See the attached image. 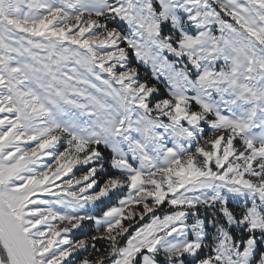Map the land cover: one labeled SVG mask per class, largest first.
I'll use <instances>...</instances> for the list:
<instances>
[{
  "label": "snow or ice",
  "instance_id": "6c2138e0",
  "mask_svg": "<svg viewBox=\"0 0 264 264\" xmlns=\"http://www.w3.org/2000/svg\"><path fill=\"white\" fill-rule=\"evenodd\" d=\"M0 114V264H264V0H0Z\"/></svg>",
  "mask_w": 264,
  "mask_h": 264
},
{
  "label": "rangeland",
  "instance_id": "374dc122",
  "mask_svg": "<svg viewBox=\"0 0 264 264\" xmlns=\"http://www.w3.org/2000/svg\"><path fill=\"white\" fill-rule=\"evenodd\" d=\"M227 19H229V21L231 22L230 18H227ZM113 26H118V25H113ZM41 55H43V53H41ZM133 62H135V61L133 60ZM69 67H71V66H69ZM140 74H141L142 78H144L146 76H150V69L148 70V72H145V69L141 66ZM0 115H2V114H0ZM237 143H238V141H237ZM61 145H62V142H61ZM28 146H32V142H28ZM59 150H63V147L61 146L59 148ZM42 162L43 163H52V159L50 157H43ZM53 167H55L54 164H53ZM86 170L87 169L85 167L79 166V165L73 169L76 176H80ZM110 203H115V197H113V199H112V201H110ZM230 204H231V201H230ZM163 207L165 210H167V208H168L167 205H164ZM94 214H99V210L97 211V213H94ZM158 214L163 215V212H160ZM144 222L147 223L148 221L145 220ZM95 231H96V228H95V222L94 221H83L82 225L79 228L73 230V232L70 234V238H72L73 240H77V239H81L84 237H90V236L95 234ZM100 245H96L97 248H101L104 245V242L101 241ZM91 252H92L91 247H89L88 251L80 250L78 253L74 254L75 260H78L84 256H87ZM159 259H161V261H162V257ZM74 264H75V262H74Z\"/></svg>",
  "mask_w": 264,
  "mask_h": 264
},
{
  "label": "trees",
  "instance_id": "16d2710c",
  "mask_svg": "<svg viewBox=\"0 0 264 264\" xmlns=\"http://www.w3.org/2000/svg\"><path fill=\"white\" fill-rule=\"evenodd\" d=\"M100 242H101V241L97 242V244H96V245H100ZM100 246H101V245H100Z\"/></svg>",
  "mask_w": 264,
  "mask_h": 264
}]
</instances>
